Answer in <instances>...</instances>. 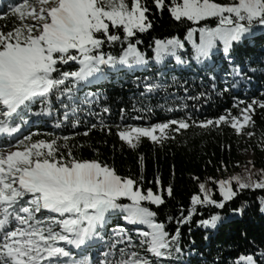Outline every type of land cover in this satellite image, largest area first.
Masks as SVG:
<instances>
[{
    "label": "snow or ice",
    "instance_id": "1",
    "mask_svg": "<svg viewBox=\"0 0 264 264\" xmlns=\"http://www.w3.org/2000/svg\"><path fill=\"white\" fill-rule=\"evenodd\" d=\"M152 2L158 11L167 8L177 22L200 25L215 19L216 24L188 27L183 40L178 36L154 39L149 46L153 55L149 57L139 49L141 41L137 39V33L153 26L146 15L150 9L143 0H16L8 12L0 14L3 19L9 15L13 18L8 30L0 26V137L6 138L0 144V264H162L170 261L173 253L177 257L181 254L179 225L190 222L197 206L223 209L238 191L264 189V169L259 170V180L246 170V179L237 174L215 181L220 200L213 199L212 190L200 183V194L191 196L187 215L182 210L178 218L168 217L178 225L170 233L164 222L157 221V212L144 203L157 207L164 203L159 176L155 179L156 191L144 189L140 186L143 175L139 179L121 176L113 166L98 159L78 158L67 143L69 136L50 134L51 139H33L37 133L23 134L31 115L52 116L54 95L64 112L53 126L59 128L70 121L73 128L77 127L81 105L91 106L99 99L98 93L79 95L81 88L104 78L105 66L135 71L153 62L155 77H135L137 82H144L142 96L165 86L163 69L167 68L168 58L176 64L194 61L204 65L214 81L219 56L230 65L226 75L244 79L232 52L250 38L255 26H264V0ZM197 32L198 43L193 39ZM185 41L191 44V52L182 55ZM118 43L125 45L119 55L103 51L105 45ZM72 65L78 67L73 70ZM171 79L176 81L175 76ZM184 90L187 92V87ZM204 95L202 92L193 98ZM37 102L41 108L34 112ZM235 106L238 115L226 109L215 119L191 122L205 128L223 123L241 134L244 126L254 124L252 113L255 106L264 108V99L253 98L245 107ZM101 111L108 113L110 109L103 107ZM88 114H93L90 109ZM190 119H169L147 126L120 124L117 136L131 148H136L142 137L160 143L171 126H176L171 128L175 132L188 129ZM99 124L107 127L102 117ZM140 163L143 168V156ZM166 191L172 195L171 186ZM261 204L264 210V198ZM117 218L133 228L113 223ZM221 221V215L213 213L198 220L197 225L206 231L215 230ZM101 242L104 251L98 252L99 258L94 260L89 253ZM255 255L242 253L234 264H264ZM258 255L264 257V251Z\"/></svg>",
    "mask_w": 264,
    "mask_h": 264
},
{
    "label": "trees",
    "instance_id": "2",
    "mask_svg": "<svg viewBox=\"0 0 264 264\" xmlns=\"http://www.w3.org/2000/svg\"><path fill=\"white\" fill-rule=\"evenodd\" d=\"M14 2L16 0H1L0 14L8 12L9 6ZM128 2L130 3V0ZM143 2L150 9L146 15L153 26L145 33H137V39L141 41L139 49L149 57L153 55L149 46L153 45L154 39L178 36L183 40L188 27L216 24L215 19L202 21L200 25H193L186 20L182 23L177 22L170 16L167 8L161 12L155 8L152 0ZM218 2L222 3L223 0ZM12 24L11 15L7 19L0 18V26H5V31ZM263 29L264 26H255L250 38L237 45L232 52L234 63L243 70L244 79L226 75L230 71V65L219 56L216 58L214 81L210 79L212 73H209L204 65H197L194 61H189L187 65L176 64L174 59L168 58L167 68L163 69L166 73L163 81L165 86L148 96H142L144 82L142 80L137 82L135 77H155L156 66L153 62H150L147 68H137L135 71H116L105 66L104 78L81 88L79 95L87 92L98 93L99 99L91 106L81 105L83 111L78 114L80 123L77 127L73 128L70 121L64 122L59 128L53 126L58 118L63 117L64 112L54 95L51 98L52 116L31 115L29 123L24 125L27 126L24 135L29 132L37 133L33 139H51L53 136L50 134L69 136L67 143L78 158L98 159L113 166L121 176L139 179L143 175L140 186L144 189L151 187L156 191L155 179L159 176L161 187L164 189L162 192L164 203L159 207L144 203L157 212V221L164 222L166 229L174 233L178 225L175 219L169 221L168 217L178 218L182 210L183 214L187 215L191 196L200 194V183H205L212 190L210 195L213 199L220 200L215 181L237 174L246 179V170L253 173V179H260L259 170L264 169V108L255 106L252 113L254 124L244 126L241 134H237L227 124L205 128L192 124L191 121L215 119L224 114L226 109L238 115L239 109L235 105L245 107L253 98L264 99ZM193 39L199 42L198 32L194 33ZM185 45V49L181 51L182 55L191 52V44L185 41ZM123 46L125 45L119 43L112 47L105 45L103 51L119 55ZM220 55L222 56V53ZM76 67L78 66L72 65L73 70ZM173 76L176 77L175 82L171 79ZM233 84L236 86L233 87ZM185 87L188 89L187 92L184 90ZM202 92L205 93L203 97L193 98ZM62 99L67 103L66 98ZM240 101H244L245 104L240 105ZM103 107H108L110 111L103 113L101 111ZM40 108L41 105L37 102L33 106V111L37 112ZM89 109L92 115L88 114ZM121 109H124L123 113ZM101 117L107 125L105 128L99 124ZM186 117H191L190 127L175 132L171 128L176 126H171L167 138L160 143L142 137L136 148H131L117 136V126L120 124L147 126L151 123ZM93 124L97 126L93 128ZM85 131L87 135H84ZM247 132H252L253 135L249 136ZM73 133L75 135H72ZM5 142L6 138H1L0 144ZM242 151H250L256 156L249 167L241 160ZM141 156L143 168L140 163ZM168 186L172 188L171 196L166 191ZM232 186L235 190L234 181ZM262 198L264 189H244L238 191L223 209L211 205L197 206V212L190 222L179 225L181 254L177 257L173 253L171 260H164L162 264H234L242 253L256 254L257 261L264 260V257L258 255L264 251ZM124 202L130 203L127 200ZM237 209L238 211H235ZM213 213H219L222 217L215 230L206 231L197 225L198 220L205 219ZM113 223L133 228L120 218L115 219ZM133 236L134 242L138 244L135 233ZM101 251H104L103 242L96 244L89 254L95 260L99 258L98 252Z\"/></svg>",
    "mask_w": 264,
    "mask_h": 264
},
{
    "label": "rangeland",
    "instance_id": "3",
    "mask_svg": "<svg viewBox=\"0 0 264 264\" xmlns=\"http://www.w3.org/2000/svg\"><path fill=\"white\" fill-rule=\"evenodd\" d=\"M227 2H229V0H223L222 3H227ZM181 51H183V50H181ZM200 66H202V65H200ZM34 117H35V115H34ZM157 135H158V133H157ZM13 143H14V141H13ZM240 157H241L242 161L247 163V167H249L251 165V163L256 159V156L250 151H242ZM249 162H251V163H249Z\"/></svg>",
    "mask_w": 264,
    "mask_h": 264
}]
</instances>
